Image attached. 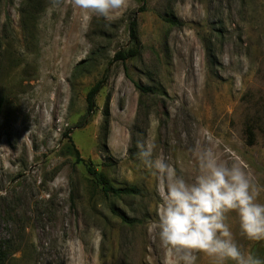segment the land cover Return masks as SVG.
Instances as JSON below:
<instances>
[{
  "label": "rangeland",
  "instance_id": "1",
  "mask_svg": "<svg viewBox=\"0 0 264 264\" xmlns=\"http://www.w3.org/2000/svg\"><path fill=\"white\" fill-rule=\"evenodd\" d=\"M170 15L184 25L166 23ZM132 19L140 56L113 62L132 46ZM103 78L87 117V94ZM68 131L92 168L142 196L106 198L87 165L66 154ZM146 137L185 174L197 142H211L264 184V0H128L111 21L84 19L71 0H0L6 264H171L153 227L156 178L137 157L136 141ZM230 224L241 249L264 261V242L241 237L234 217Z\"/></svg>",
  "mask_w": 264,
  "mask_h": 264
},
{
  "label": "clouds",
  "instance_id": "2",
  "mask_svg": "<svg viewBox=\"0 0 264 264\" xmlns=\"http://www.w3.org/2000/svg\"><path fill=\"white\" fill-rule=\"evenodd\" d=\"M84 19L100 15L106 20L121 16L128 0H71ZM137 157L156 178L158 200L154 230L159 247L171 264H264L243 251L230 220L238 222L241 237L264 242V184L246 167L215 150L211 142H197L192 150L194 171L185 174L159 154L150 138L137 139Z\"/></svg>",
  "mask_w": 264,
  "mask_h": 264
},
{
  "label": "trees",
  "instance_id": "3",
  "mask_svg": "<svg viewBox=\"0 0 264 264\" xmlns=\"http://www.w3.org/2000/svg\"><path fill=\"white\" fill-rule=\"evenodd\" d=\"M164 21L172 26H178L182 27L184 23L179 21L174 15L166 16L163 18ZM129 38L131 40L132 46L130 48H125L122 50H119L115 53L113 57V62H123L125 63L128 60H133L140 56V40L138 35V23L136 19H132L129 23ZM105 78L97 82L88 92L86 101H87V117H90L96 108V98L101 91V89L104 86ZM139 90L142 92H153V88H144L137 86ZM104 125H103V131L101 133V141L104 144V147L106 146V139H107V132H108V124H109V118H110V104L109 100H107L105 107H104ZM247 133L250 137L253 136L252 130L250 128H247ZM71 132L68 131L64 134V139L68 140V143L65 147L66 154L73 156L76 159L77 163L84 162L87 165L88 172L95 178L96 182H98V185L101 187V191L103 195L108 198H114V199H120L122 197H139L142 196V191L135 187V186H126V187H116L112 184V182L107 178L106 175L99 173L96 171V169L91 167V163H87L84 159H82L80 151L75 147V145L72 142L71 138ZM112 213L117 215L123 223L128 225H133L136 223V220L129 219L123 214L116 213V208L111 209ZM8 260V255L6 254V251H4L0 247V264H6Z\"/></svg>",
  "mask_w": 264,
  "mask_h": 264
}]
</instances>
